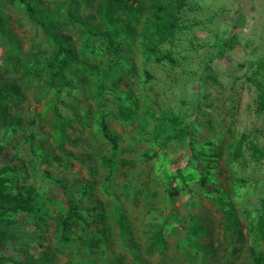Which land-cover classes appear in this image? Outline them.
I'll return each mask as SVG.
<instances>
[{
    "label": "rangeland",
    "instance_id": "rangeland-1",
    "mask_svg": "<svg viewBox=\"0 0 264 264\" xmlns=\"http://www.w3.org/2000/svg\"><path fill=\"white\" fill-rule=\"evenodd\" d=\"M28 1L71 38L77 60L53 88L42 70L53 44L21 4L0 0V214L10 223L0 229V264H255L253 247L264 264V112L254 81L264 80V0H185L179 9L138 0L135 37L120 33L115 54L69 22L68 0ZM152 3L174 26L164 42ZM94 11L78 0L80 18ZM112 65L116 75L104 76ZM124 108L133 115L121 121ZM184 128L188 136L164 143ZM60 185L82 217L67 244ZM29 189V210H13L10 197Z\"/></svg>",
    "mask_w": 264,
    "mask_h": 264
},
{
    "label": "trees",
    "instance_id": "trees-1",
    "mask_svg": "<svg viewBox=\"0 0 264 264\" xmlns=\"http://www.w3.org/2000/svg\"><path fill=\"white\" fill-rule=\"evenodd\" d=\"M9 4L19 3L23 6L28 18L37 26H39L44 33V35L51 41L54 46V51L50 59L43 65V71L46 72L50 84L53 88H58L64 83H54L56 77H62L68 65L76 62L77 55L76 51L72 47L71 38L62 33H56L53 31L52 25L53 21L51 17H40L37 13V6L29 2L28 0H6ZM95 3V11L90 19L98 21L93 27L88 26V20L82 19L76 14V6L78 0H68V9L66 12L67 19L70 23L79 24L86 29L87 33L93 35L94 37H101L105 40L106 50L110 54L116 53L115 38L118 37L120 33L127 35L129 39L135 37V29L133 23L137 16L142 14L145 10L144 6L138 0H92ZM185 0H174V5L177 9L184 6ZM149 12L151 13L152 23L155 28V34H157V42H164L173 36L174 26L170 18L166 15L165 11L158 7L156 4L152 3L149 6ZM4 19L0 14V34H5ZM148 56H156V50L153 45H148L145 48ZM168 58V57H167ZM171 60V59H170ZM84 70L90 68L85 62L83 63ZM115 65L109 66L104 70V76L110 77L116 75ZM257 91H258V103L259 109L264 112V80L258 82L254 80ZM67 85V83H65ZM99 89L104 87L100 84ZM136 107V106H134ZM7 107L2 103L0 98V119H4L7 114ZM56 111V109H54ZM130 115H133V110L131 109H120L118 112V118L121 121H126L129 119ZM59 117V116H57ZM176 121L177 119H173ZM99 127L103 137L116 147V137L113 135L106 123L105 117H100ZM180 136H170L166 137L164 143L166 144L170 140H178L189 135L188 128L179 130ZM240 148L235 150L239 153ZM262 153L257 150H252V156L257 160L262 158ZM61 186V185H60ZM62 194L66 197L65 203L67 206L64 215H60L57 219V227L59 228V239L63 244H67L70 241V230L74 223L81 221L82 217L79 215L78 205L68 193L65 186H61ZM66 189V190H65ZM64 190V191H63ZM31 190L27 192H20L16 196L10 197L11 203L13 202V210L24 211L29 210L32 206V199L30 198ZM29 207V208H28ZM3 207L0 206V209ZM26 212V211H25ZM2 219L0 214V229L6 225H9ZM3 232L0 231V237L3 236ZM257 239L264 241V225L262 223L257 224L256 230ZM163 237L162 229L157 231V236L155 238V243L161 242ZM257 241V240H256ZM154 243V244H155ZM3 244L2 239H0V246ZM254 244H256L254 240ZM251 255L254 258L255 264H262L263 256L258 252L255 247L251 249Z\"/></svg>",
    "mask_w": 264,
    "mask_h": 264
}]
</instances>
